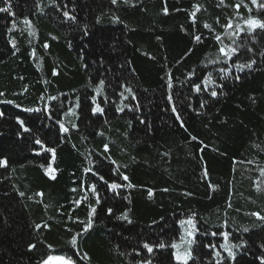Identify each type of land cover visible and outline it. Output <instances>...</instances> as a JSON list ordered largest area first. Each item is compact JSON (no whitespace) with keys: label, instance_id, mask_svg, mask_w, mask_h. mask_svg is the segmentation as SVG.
Segmentation results:
<instances>
[{"label":"trees","instance_id":"1","mask_svg":"<svg viewBox=\"0 0 264 264\" xmlns=\"http://www.w3.org/2000/svg\"><path fill=\"white\" fill-rule=\"evenodd\" d=\"M10 3L13 14L0 12V264L51 255L74 264H182L171 244L183 252L192 238L188 264H216L214 251L227 257L219 245L241 241L235 260L221 264H262L264 221L251 214L264 216V29L232 34L249 17L264 21V0ZM216 35L240 46L227 63H208L220 55ZM250 60L251 68L234 67ZM209 75L214 83H202ZM97 105L103 111L94 115ZM125 212L128 220L118 219ZM189 217L194 237L192 225L179 223Z\"/></svg>","mask_w":264,"mask_h":264},{"label":"snow or ice","instance_id":"2","mask_svg":"<svg viewBox=\"0 0 264 264\" xmlns=\"http://www.w3.org/2000/svg\"><path fill=\"white\" fill-rule=\"evenodd\" d=\"M53 2H55V0H53ZM127 2H128V0H125V3H127ZM4 3L6 4V7L0 8V12H7V13H10V14H13L12 13V9H11L10 0H4ZM111 3L113 5H116L118 3V0H111ZM221 3H223V0H221ZM252 3L256 4V0H252ZM37 7H39V4H37ZM193 7H194V11L190 13V17L193 19V22H195L196 13L200 10V5H194ZM239 7H240V5L237 4L236 8L238 9ZM259 7H264V4L259 5ZM165 14H167V9H165ZM63 15L67 19L75 20V17L72 16L67 10H65L63 12ZM113 19H114V21L118 20V17L114 16ZM24 22L26 24H30V21H28L27 19H25ZM244 24L247 26L246 28L242 27L240 24L235 25L236 31L232 35L239 36L240 32H242V31H246L248 33H251L256 28L264 29V21H261L259 19H255V18H252V17H249L248 19H246L244 21ZM204 27L205 28H210V26L208 24H205ZM225 28L226 29L232 28L231 21L229 22L228 25L225 26ZM85 34H87V33H85ZM194 39L196 41H199L201 38H200V36H196ZM215 39H216V41L218 43L221 44V47L218 50L220 55H219L217 60H215V61L210 60V61H208V63H218L221 60H223L224 63H227L234 56H236L237 53L240 50V46L236 44L235 40H233L232 44H230V45H224L223 44V40H222L220 35H216ZM45 47H47V44H45ZM189 51H191V49ZM248 51H252V49H248ZM254 63H255L254 60H250L247 63H237V64L234 65V67L238 71H240V70H243L244 68H251ZM219 71L223 75H227L228 74V69L227 68H221ZM54 74H55V72H54ZM191 75H192V73H189V77H191ZM236 79H239V77H236ZM202 83L210 85V84H213L214 82L211 79V75H209V76L205 77V80L202 81ZM103 84H104V81H100L99 82V84L96 87V92L97 93H100L102 91ZM168 86H169V88L172 87L171 77H169ZM193 88L197 92L201 91V85L200 84L193 85ZM204 90L207 91V88H205ZM125 91H128L129 93H131V89L126 87V86H125ZM210 94H211L212 97H215V96H217L218 93H217L216 90L213 89ZM0 95H3V93H0ZM121 96H123V93H121ZM134 98L135 97L133 96V99ZM50 99H55V97H50ZM91 99L95 103L96 96H92ZM169 100L171 101V96H169ZM201 107H203V103L201 104ZM122 110L123 109H121V108L117 109V111H122ZM28 111H32V109H28ZM69 111H73V110L70 109ZM102 111H103V109L99 105H97V106L92 108V113L94 115L97 114V113H102ZM175 111H176V109L173 108V112H175ZM0 115H2V113H0ZM177 119L178 120L180 119L179 115H177ZM20 123L23 124L22 121ZM73 127H76V125L73 124ZM60 129H61L62 132H67L68 131V129L62 123L60 124ZM24 131H29V129L24 128ZM41 143L42 142L39 139L36 140V144L40 145ZM47 150L48 151H54L53 149H47ZM105 150H107V145H105ZM90 163H91V161H90ZM0 166H7V158H0ZM49 167H51V166H49ZM90 170L91 169H86V171H90ZM261 173H262V175H264V169L261 170ZM100 179L103 180L104 177L101 176ZM123 179L127 180L128 177L127 176H123ZM120 186L121 185H118L116 183H111V184H109V189L110 190L116 189V188H118ZM128 187H132V185L129 184ZM92 190L95 191V188L93 187ZM258 190H260L259 186H258ZM21 195H23V193H21ZM151 195H152V192H151V190H149V197H151ZM77 203H79V201H77ZM96 203L97 204L100 203L99 198L96 200ZM112 211L113 210L111 208H109L107 210L109 215L112 214ZM94 213H95V208H92V210L89 212V219H88V221H87V223L85 225V231H87L89 228L92 227V216L94 215ZM251 215L256 216L261 221H264V216H261L260 213H252ZM118 219L128 220V213L127 212L123 213L121 216L118 217ZM130 222L131 221H129V223ZM179 223L181 225H184L185 223H187L189 225H192L193 231H189L187 233V236L188 237H194V234H195V232L197 230L195 229V225H194L192 217H189L187 221L181 220ZM35 227L37 229H39L41 227V225L37 224ZM44 227H48V225L45 224ZM243 231L247 232L248 229L244 228ZM217 234L218 233H216V232L211 233V235H213V236H216ZM219 235L223 236L225 238V240L227 241V238L229 237L230 234L228 232H221V233H219ZM184 239H185L184 236H181V241L182 242L184 241ZM75 243H76V237H73L72 238V244L75 245ZM194 243H195L194 238L188 239L187 240L188 248L185 249L183 252H181L179 250L180 245H178L175 242L172 243L171 244V248L177 249V251H175L173 253L174 259L177 262H182V264H188V261L190 259H193L192 251H191V245L194 244ZM244 244H245V242L241 241L240 244L223 243V244L219 245V247L221 249H223L227 253V257L222 256L219 251H214V256L218 258L217 261H216V264H221V261H225L227 258H231L232 260H235L236 253L233 251V249H239V248L243 247ZM29 247L33 248V247H35V245H30ZM142 247L144 249H146L149 254L153 253L154 247L152 245H150L149 243H147V242L143 243ZM155 247L165 248L166 245L163 242H161L158 245H156ZM206 247H209V248H212V249H216L217 248V246L215 244H209V245H206ZM262 247H264V245H262ZM137 255H139V252H137ZM54 259L64 261V264H71L70 260H64L63 257H53V256H48L47 259L42 261V264H50V262L52 260H54ZM260 259L262 261V264H264V257H262ZM138 264H151V261L150 260H142V261L138 262Z\"/></svg>","mask_w":264,"mask_h":264},{"label":"rangeland","instance_id":"3","mask_svg":"<svg viewBox=\"0 0 264 264\" xmlns=\"http://www.w3.org/2000/svg\"><path fill=\"white\" fill-rule=\"evenodd\" d=\"M51 256H53V257H63L64 260H70V259H67L65 256H62V255H57V256L56 255H51ZM70 261H71V264H74L73 260H70ZM40 264H42V263H40ZM50 264H64V261L54 259V260H52L50 262Z\"/></svg>","mask_w":264,"mask_h":264}]
</instances>
